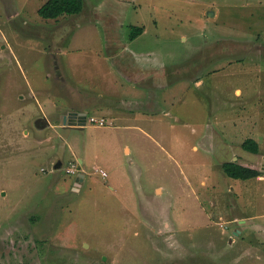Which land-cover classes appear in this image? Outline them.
Segmentation results:
<instances>
[{"label": "rangeland", "instance_id": "1", "mask_svg": "<svg viewBox=\"0 0 264 264\" xmlns=\"http://www.w3.org/2000/svg\"><path fill=\"white\" fill-rule=\"evenodd\" d=\"M45 2L0 0V264H264V178L221 168L264 176V0Z\"/></svg>", "mask_w": 264, "mask_h": 264}, {"label": "trees", "instance_id": "2", "mask_svg": "<svg viewBox=\"0 0 264 264\" xmlns=\"http://www.w3.org/2000/svg\"><path fill=\"white\" fill-rule=\"evenodd\" d=\"M84 9V0H47L38 10L41 17L45 19H58L63 16H74L82 13ZM144 27L134 26L131 30L130 40L136 39L142 35ZM243 148L251 153L260 154L259 143L254 139H247L243 143ZM222 171L230 178L251 181L262 176L258 169L243 166L236 161L224 163Z\"/></svg>", "mask_w": 264, "mask_h": 264}, {"label": "water", "instance_id": "3", "mask_svg": "<svg viewBox=\"0 0 264 264\" xmlns=\"http://www.w3.org/2000/svg\"><path fill=\"white\" fill-rule=\"evenodd\" d=\"M209 16H213L214 13L213 12H209L208 14ZM87 112H77V111H71L69 113V115H65L64 116V122L63 125L64 126H74L77 128H83L87 125ZM78 117V121H68V119H72V118H77ZM61 165V163H58L55 168H59ZM81 177L83 178L84 175H81ZM81 178V179H82ZM77 180H80V178H78Z\"/></svg>", "mask_w": 264, "mask_h": 264}, {"label": "built area", "instance_id": "4", "mask_svg": "<svg viewBox=\"0 0 264 264\" xmlns=\"http://www.w3.org/2000/svg\"><path fill=\"white\" fill-rule=\"evenodd\" d=\"M90 120H91L92 122H97V120H96L94 117H92ZM103 120H104V119H103ZM101 124H103V122H101ZM69 170H71V171H75V169H69ZM71 171H69V172H71ZM99 172L102 174L103 177L108 176L107 172H106L105 170H103V169L99 170ZM71 173H74V172H71Z\"/></svg>", "mask_w": 264, "mask_h": 264}, {"label": "flooded vegetation", "instance_id": "5", "mask_svg": "<svg viewBox=\"0 0 264 264\" xmlns=\"http://www.w3.org/2000/svg\"><path fill=\"white\" fill-rule=\"evenodd\" d=\"M71 112V110H69L68 112H67V115H69V113ZM77 112H85V111H77ZM89 117L87 116V119H88ZM63 120H64V118H63ZM46 121V120H45ZM68 121H78V117L77 118H72V119H68ZM88 121V120H87ZM91 121V120H90ZM67 127H70V126H67ZM71 127H74V126H71Z\"/></svg>", "mask_w": 264, "mask_h": 264}, {"label": "crops", "instance_id": "6", "mask_svg": "<svg viewBox=\"0 0 264 264\" xmlns=\"http://www.w3.org/2000/svg\"><path fill=\"white\" fill-rule=\"evenodd\" d=\"M71 91H73V90H71ZM78 92H79L78 94H80V96H81L82 98L85 99V95H83L84 90H81V89H80ZM86 111H87V110H86ZM86 111H85V112H86ZM251 168H252V167H251ZM259 178H260L259 180H263L264 176H260ZM260 182H263V181H260Z\"/></svg>", "mask_w": 264, "mask_h": 264}]
</instances>
